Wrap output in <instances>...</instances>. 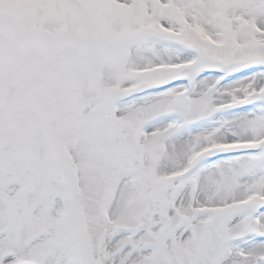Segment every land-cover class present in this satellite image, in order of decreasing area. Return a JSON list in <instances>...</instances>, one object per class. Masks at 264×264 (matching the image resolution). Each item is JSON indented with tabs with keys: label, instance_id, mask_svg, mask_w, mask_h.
<instances>
[{
	"label": "snow or ice",
	"instance_id": "snow-or-ice-1",
	"mask_svg": "<svg viewBox=\"0 0 264 264\" xmlns=\"http://www.w3.org/2000/svg\"><path fill=\"white\" fill-rule=\"evenodd\" d=\"M0 264H264V0H0Z\"/></svg>",
	"mask_w": 264,
	"mask_h": 264
}]
</instances>
